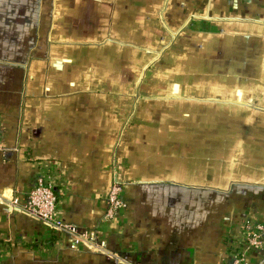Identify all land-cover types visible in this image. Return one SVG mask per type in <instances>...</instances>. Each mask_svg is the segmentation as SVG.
<instances>
[{
  "label": "crops",
  "instance_id": "0c3cea01",
  "mask_svg": "<svg viewBox=\"0 0 264 264\" xmlns=\"http://www.w3.org/2000/svg\"><path fill=\"white\" fill-rule=\"evenodd\" d=\"M263 221L264 0H0V264H227Z\"/></svg>",
  "mask_w": 264,
  "mask_h": 264
},
{
  "label": "built area",
  "instance_id": "2783aa9c",
  "mask_svg": "<svg viewBox=\"0 0 264 264\" xmlns=\"http://www.w3.org/2000/svg\"><path fill=\"white\" fill-rule=\"evenodd\" d=\"M119 194V186L112 185L108 196V207L105 218H111L116 209L122 205ZM17 198L12 200V205H17ZM23 210L38 218L42 223L63 232H66L73 245L87 243L95 249L104 247V241L97 238L93 231L81 232L76 226L64 222L56 215V195L49 184L39 181L26 195ZM248 249H259L264 252V221L254 226H245L244 248L235 251L232 259L227 264H247L246 253Z\"/></svg>",
  "mask_w": 264,
  "mask_h": 264
}]
</instances>
